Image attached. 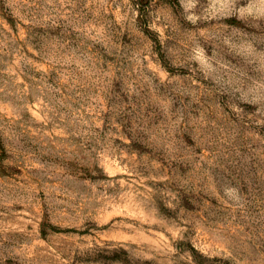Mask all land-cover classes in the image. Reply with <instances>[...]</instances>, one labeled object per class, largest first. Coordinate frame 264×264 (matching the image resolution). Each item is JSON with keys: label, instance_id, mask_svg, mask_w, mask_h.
I'll list each match as a JSON object with an SVG mask.
<instances>
[{"label": "rangeland", "instance_id": "rangeland-1", "mask_svg": "<svg viewBox=\"0 0 264 264\" xmlns=\"http://www.w3.org/2000/svg\"><path fill=\"white\" fill-rule=\"evenodd\" d=\"M0 264H264V0H0Z\"/></svg>", "mask_w": 264, "mask_h": 264}]
</instances>
